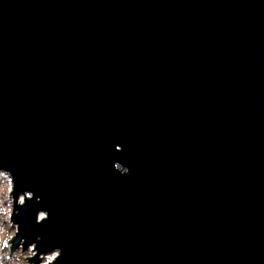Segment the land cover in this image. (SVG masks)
<instances>
[{
	"label": "water",
	"instance_id": "1",
	"mask_svg": "<svg viewBox=\"0 0 264 264\" xmlns=\"http://www.w3.org/2000/svg\"><path fill=\"white\" fill-rule=\"evenodd\" d=\"M10 254L264 264V0H0Z\"/></svg>",
	"mask_w": 264,
	"mask_h": 264
},
{
	"label": "rangeland",
	"instance_id": "2",
	"mask_svg": "<svg viewBox=\"0 0 264 264\" xmlns=\"http://www.w3.org/2000/svg\"><path fill=\"white\" fill-rule=\"evenodd\" d=\"M8 176V175H7ZM9 177V176H8ZM11 191V179L9 181L2 178L0 175V264H29L27 262V256H33L36 253V249H33V245L27 249L22 250V244L18 248L12 251L10 254V243H7L16 232V225L10 221V215L13 207V199L9 196ZM57 253H51L47 255H41V260L38 264H48L52 262Z\"/></svg>",
	"mask_w": 264,
	"mask_h": 264
},
{
	"label": "bare ground",
	"instance_id": "3",
	"mask_svg": "<svg viewBox=\"0 0 264 264\" xmlns=\"http://www.w3.org/2000/svg\"><path fill=\"white\" fill-rule=\"evenodd\" d=\"M0 175H1L2 178H4L7 181H9V177L6 174H4L3 172H0Z\"/></svg>",
	"mask_w": 264,
	"mask_h": 264
}]
</instances>
